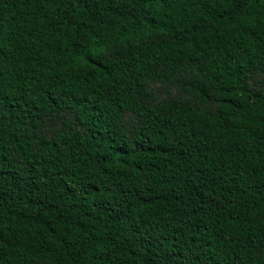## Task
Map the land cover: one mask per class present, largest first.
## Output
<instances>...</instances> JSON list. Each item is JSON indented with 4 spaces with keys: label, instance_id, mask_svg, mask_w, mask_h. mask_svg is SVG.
I'll use <instances>...</instances> for the list:
<instances>
[{
    "label": "trees",
    "instance_id": "1",
    "mask_svg": "<svg viewBox=\"0 0 264 264\" xmlns=\"http://www.w3.org/2000/svg\"><path fill=\"white\" fill-rule=\"evenodd\" d=\"M0 264H264V0H0Z\"/></svg>",
    "mask_w": 264,
    "mask_h": 264
},
{
    "label": "rangeland",
    "instance_id": "2",
    "mask_svg": "<svg viewBox=\"0 0 264 264\" xmlns=\"http://www.w3.org/2000/svg\"><path fill=\"white\" fill-rule=\"evenodd\" d=\"M132 119H133V117L131 115H129V120H132Z\"/></svg>",
    "mask_w": 264,
    "mask_h": 264
}]
</instances>
